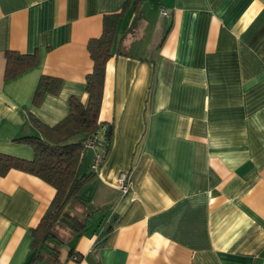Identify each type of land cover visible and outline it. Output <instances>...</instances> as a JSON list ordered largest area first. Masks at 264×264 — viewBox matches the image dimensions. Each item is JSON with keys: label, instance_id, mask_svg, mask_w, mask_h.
Segmentation results:
<instances>
[{"label": "crops", "instance_id": "1", "mask_svg": "<svg viewBox=\"0 0 264 264\" xmlns=\"http://www.w3.org/2000/svg\"><path fill=\"white\" fill-rule=\"evenodd\" d=\"M126 1L0 0V152L31 158L13 140L38 134L29 114L53 125L69 96L85 101L87 41ZM139 10L106 63L100 110L112 133L98 178L119 188L128 172L130 189L100 210L88 202L90 227L58 262L38 264H264V0H143ZM6 50L37 63L5 80ZM42 74L61 84L34 104ZM54 193L28 172L0 175V264H25Z\"/></svg>", "mask_w": 264, "mask_h": 264}, {"label": "trees", "instance_id": "2", "mask_svg": "<svg viewBox=\"0 0 264 264\" xmlns=\"http://www.w3.org/2000/svg\"><path fill=\"white\" fill-rule=\"evenodd\" d=\"M142 1L127 0L120 11L104 14L100 34L88 39L86 46L93 65L85 76V101L74 95L69 96L67 115L53 125H47L29 114V120L38 134L13 140L28 144L33 152L31 158L0 152V175L6 174L11 168L19 169L40 177L55 189L39 222L29 229L30 251L25 264H38L41 260L58 262L62 246L78 238L90 227L93 213L88 212L87 203L96 202L97 210H100L122 194L120 188L103 185L98 178V171L91 168L84 171L81 166L90 149L88 142L98 138L102 129L106 141L104 159L110 149L112 126L100 119L105 67L111 56L123 53L121 40L135 28ZM128 7L134 15L132 20H128L131 13L125 16ZM4 60L3 75L5 80H9L35 66L37 55L6 50ZM60 84V78L42 74L35 88L33 103H39L47 92L56 93ZM89 186H92V190L88 198L82 192ZM68 255L75 260L81 256L74 246H70Z\"/></svg>", "mask_w": 264, "mask_h": 264}, {"label": "built area", "instance_id": "3", "mask_svg": "<svg viewBox=\"0 0 264 264\" xmlns=\"http://www.w3.org/2000/svg\"><path fill=\"white\" fill-rule=\"evenodd\" d=\"M159 13L161 15H168V10L161 6L159 7ZM102 129L99 132V137L96 138L95 140L92 139L88 142V147L93 150L92 158H91V163H90V168L94 171H98L103 160H104V155H105V146H106V141L104 137ZM119 180V188L121 189L122 193L125 194L129 191L130 189V175L128 172H121L118 176Z\"/></svg>", "mask_w": 264, "mask_h": 264}, {"label": "water", "instance_id": "4", "mask_svg": "<svg viewBox=\"0 0 264 264\" xmlns=\"http://www.w3.org/2000/svg\"><path fill=\"white\" fill-rule=\"evenodd\" d=\"M92 190V186L87 187L83 192L82 195H86L88 198L90 197V192ZM88 192V194H86Z\"/></svg>", "mask_w": 264, "mask_h": 264}, {"label": "rangeland", "instance_id": "5", "mask_svg": "<svg viewBox=\"0 0 264 264\" xmlns=\"http://www.w3.org/2000/svg\"><path fill=\"white\" fill-rule=\"evenodd\" d=\"M89 151V150H88ZM86 152V153H89V152ZM88 158V156H85V160ZM85 160H84V162H85ZM81 169L83 170L84 169V163L82 164V166H81Z\"/></svg>", "mask_w": 264, "mask_h": 264}]
</instances>
